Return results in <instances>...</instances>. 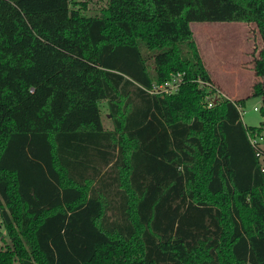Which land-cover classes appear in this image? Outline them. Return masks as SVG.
<instances>
[{"label":"trees","instance_id":"obj_1","mask_svg":"<svg viewBox=\"0 0 264 264\" xmlns=\"http://www.w3.org/2000/svg\"><path fill=\"white\" fill-rule=\"evenodd\" d=\"M84 8L0 0V264H264V122H242L190 28L255 24L264 115V0Z\"/></svg>","mask_w":264,"mask_h":264},{"label":"rangeland","instance_id":"obj_2","mask_svg":"<svg viewBox=\"0 0 264 264\" xmlns=\"http://www.w3.org/2000/svg\"><path fill=\"white\" fill-rule=\"evenodd\" d=\"M85 4L81 9L92 14L106 3V0H76ZM202 61L211 77L219 87L220 93L229 99H243L240 106L241 120L249 126L264 122L262 97L250 95L251 84L255 80L250 70L251 52L256 53L261 45L257 27L254 23L243 21L193 22L190 25ZM258 107L254 110L253 107ZM100 115L104 128L111 129L112 119L104 100L100 101ZM264 126V125H263ZM264 136V129L260 131ZM264 148V138L261 141ZM8 236L0 219V246L7 245ZM13 264H21L15 259Z\"/></svg>","mask_w":264,"mask_h":264},{"label":"built area","instance_id":"obj_3","mask_svg":"<svg viewBox=\"0 0 264 264\" xmlns=\"http://www.w3.org/2000/svg\"><path fill=\"white\" fill-rule=\"evenodd\" d=\"M181 81V74L177 73V74H173L171 76V78L169 80L164 81L163 83L157 85L156 87H154V90H149L150 92H164V93H171L174 92L175 90H177L179 84ZM208 106H212V101L210 99H208ZM240 117L242 116V112L240 110V106L238 104H236ZM254 110H258V107L254 106L253 107ZM264 138V136L261 133H253V135H249V139L252 145H259L260 147H262L261 145V141ZM259 159H261L263 162L261 164V169L264 171V153H257Z\"/></svg>","mask_w":264,"mask_h":264},{"label":"crops","instance_id":"obj_4","mask_svg":"<svg viewBox=\"0 0 264 264\" xmlns=\"http://www.w3.org/2000/svg\"><path fill=\"white\" fill-rule=\"evenodd\" d=\"M191 23H193V22H191ZM191 23H190V25H191ZM251 70V69H250ZM253 72V71H252Z\"/></svg>","mask_w":264,"mask_h":264}]
</instances>
